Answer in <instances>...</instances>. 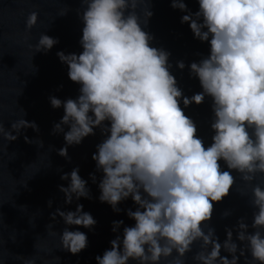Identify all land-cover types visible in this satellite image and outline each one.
I'll use <instances>...</instances> for the list:
<instances>
[{
	"label": "clouds",
	"instance_id": "9594fccd",
	"mask_svg": "<svg viewBox=\"0 0 264 264\" xmlns=\"http://www.w3.org/2000/svg\"><path fill=\"white\" fill-rule=\"evenodd\" d=\"M197 3L195 12L185 0L170 4L185 13L180 22L189 25L193 37L209 44V54L188 65L202 89L191 97L183 94L170 71L171 53L152 46L154 37L145 30L153 15L149 0H81L77 15L83 24L82 52L56 53L67 65L69 79L80 85L74 99L49 96L53 109H64L52 126V134L63 133L65 141L57 154L70 161L68 147L81 144L99 129L104 139L92 155L102 173L98 200L116 213L129 198L136 206L123 210L133 225L112 222L115 238L95 257L96 264H186L194 244L198 250L191 257L193 264H241V259L243 264H264V0ZM37 18L35 11L28 14L26 31ZM58 42L42 33L30 47L47 53ZM176 67L184 69V61H177ZM205 97L211 99L213 113L214 134L208 146L184 111L192 103H203ZM23 112L10 127L0 122V139L7 144L28 128L39 132L36 122L26 120ZM23 138L43 147L38 136ZM79 171L76 166L60 177L69 181L58 186L65 204L92 198ZM234 172L251 185L254 211L251 224L240 217L233 227H226L221 242L209 222L214 203L236 184ZM89 178L97 182L94 173ZM52 203L49 199L48 207ZM57 216L65 225L59 233L60 248L79 254L88 247V236L70 226L91 231L97 220L79 203L74 211L56 208L50 220L56 222ZM52 222L46 229L55 235ZM17 259L36 264L35 257Z\"/></svg>",
	"mask_w": 264,
	"mask_h": 264
},
{
	"label": "water",
	"instance_id": "95a60500",
	"mask_svg": "<svg viewBox=\"0 0 264 264\" xmlns=\"http://www.w3.org/2000/svg\"><path fill=\"white\" fill-rule=\"evenodd\" d=\"M149 3L153 15L145 30L154 37L152 46L171 53L170 71L183 94L191 97L202 89L198 78L190 76L188 65L207 56L209 44L195 39L189 25L180 22L185 13L173 9L171 0H149ZM185 3L193 12L198 10L197 0H185ZM78 9H81V0H0V122L6 128L10 127L12 121L24 115V110V118L35 121L39 126L38 133L28 128L17 140L8 144L0 139L2 264H23V260L17 259L18 255L24 259L35 257L36 264H96L95 257L109 249V242L115 238L116 233L111 230L112 222L123 220L124 225L134 224L123 211L128 208L135 210L136 206L130 198L118 205L122 209L119 213L114 212L109 204L98 200V183L102 173L96 170L92 155L96 152V145L104 139L99 129L95 130V135L85 137L81 144L68 147L70 161L56 151L64 146L65 141L63 133L52 134V126L59 122L64 109L62 106L53 109L49 96H56L63 101L79 95L80 85L69 79L67 65L61 63L56 55L58 51L66 54L82 52L79 40L83 24L77 15ZM33 11L37 13V22L26 31V18ZM64 11L67 13L61 16ZM42 33L59 40L47 53L35 52V48L30 47L37 43ZM180 60L185 63L182 70L176 67V62ZM184 111L196 123L197 135L204 140L205 146L210 145L214 134L210 128L213 116L211 99L205 97L203 103H192ZM64 127L67 131V126ZM24 135L29 139L38 136L43 141V147L26 143ZM5 145L7 151L4 150ZM221 164L223 166V162ZM76 166H79V175L87 181L92 198L81 197L78 201L65 204L64 194L58 186H67L69 181L61 180L60 177ZM90 173L96 175V183L89 178ZM233 175L236 176V184L228 196L214 203L213 216L209 222L221 242L226 237V227H233L240 217H246V222L251 224L254 211L250 203L251 185L245 184L238 173L234 172ZM49 199L53 201L51 207L47 204ZM77 203L83 205V211L91 213L97 224L91 231L82 226H70V230L78 228L85 232L89 241L87 248L73 255L60 248L59 233L65 227L62 218L57 216L56 222H52L50 213L58 207L74 211ZM225 211L230 212V215L224 216ZM50 222L53 223L55 235L46 229ZM124 225L121 226V232ZM197 250L198 244H194L192 251L186 254V264H193L191 257ZM222 255L227 253L222 251Z\"/></svg>",
	"mask_w": 264,
	"mask_h": 264
}]
</instances>
